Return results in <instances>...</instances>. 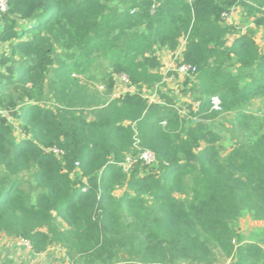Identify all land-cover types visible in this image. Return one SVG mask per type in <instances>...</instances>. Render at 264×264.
Masks as SVG:
<instances>
[{"label": "trees", "instance_id": "trees-1", "mask_svg": "<svg viewBox=\"0 0 264 264\" xmlns=\"http://www.w3.org/2000/svg\"><path fill=\"white\" fill-rule=\"evenodd\" d=\"M239 4V0H9L0 20V44L6 42L9 48L0 54V231L28 239L35 252L59 243L74 261H79L77 255H86V264H110L123 249L149 260L165 261L186 252L195 257L207 253L195 235L199 226L225 238L231 235L228 222L242 212L264 220V129L251 145L236 147L224 158L214 144L197 151L205 136L198 127L174 136L162 126L179 124L175 101L162 94V102H150L141 92L144 86L152 87V80L161 81L151 71L161 66L155 45L176 49L181 37L186 42L184 60L200 70L199 88L206 93L197 97L201 108L211 107V97L218 95L222 110H232L248 100V90L264 87V52L255 32L242 33L223 17ZM244 4L256 27H264L262 3ZM232 33L238 35L228 45ZM103 56L117 59L105 82L109 92L114 74H125L139 89L103 104L88 119L72 109L76 79L71 75L85 73ZM232 60L243 71L231 73L226 66ZM51 68L55 76L49 88L57 103L52 108L41 104ZM135 136L157 155V164L148 172L140 162L130 173L119 164L128 153L136 154ZM52 146L65 151L62 159L46 151ZM76 161L79 170L72 177ZM25 174L32 175L34 189L26 190ZM174 174H191L195 195L176 233L167 237L157 233L162 240L151 243L144 238L145 224H151L145 218L138 230L118 238L117 212L110 205L115 187L127 181L165 202L172 194L166 181ZM184 202L171 198L181 217ZM53 212L66 227L53 224ZM155 218L161 226V219ZM231 264H264V249L254 242L241 244Z\"/></svg>", "mask_w": 264, "mask_h": 264}, {"label": "rangeland", "instance_id": "rangeland-1", "mask_svg": "<svg viewBox=\"0 0 264 264\" xmlns=\"http://www.w3.org/2000/svg\"><path fill=\"white\" fill-rule=\"evenodd\" d=\"M239 1L242 4L236 6L232 15L224 20L228 24H233L242 33L254 31L255 40L259 44L261 51L264 52V27H256L253 15L250 14L244 4L247 3L258 7L262 3V8L264 9V0ZM237 35L236 33L229 34L227 36V44L231 45ZM182 42H184V37L180 38V44ZM165 50V47L155 45V54L159 56L161 66L151 71L161 77L160 82L162 83L160 85L161 88L158 90V95L169 96L175 101L180 114V122L178 125L173 124L172 126L175 125L173 128H169L166 122L162 126L166 127V129H171L170 131L174 136H185L188 130L198 127V131L205 133V136L200 141V148L197 151H200L209 143L214 144L219 150L221 158H224L229 151L236 147H248L251 145L264 129V120H262L264 118V87L258 90H248V100L232 110L223 109L215 112L211 107H200L198 110H193V101L198 99L197 97L206 94L199 88L201 83L199 78L200 70L193 79L180 77L174 71L163 72L162 64L166 63L164 58L166 55ZM3 51H9L8 43L6 42L0 44V54ZM59 51H61L60 48H58ZM63 58L65 62L69 63V59ZM96 60L95 64L85 73L80 74L74 71L71 75L76 79V84L73 88L74 94L70 96L72 109L77 114L82 113L88 119H92L95 111L103 104L112 101L119 92H124L128 89L134 90V87L121 84L120 90L113 87V91L109 92L105 82L108 80V75L113 73L114 63L117 59L111 60L103 56ZM228 65L226 67L231 73L236 74L243 71L235 60H232ZM247 72L248 74L250 73L249 70ZM54 76L55 72L51 68L47 76V94L41 102L45 107L52 108L57 104L52 99V90L49 88L50 80ZM170 76H173L171 81L167 79L162 81L164 77L169 78ZM250 80V78L246 79V81ZM156 82V80H152V83H150L152 86L150 87L151 90H154L153 86L160 83ZM244 82L242 80L241 83ZM14 124L18 126V122L15 121ZM15 133L17 136L22 135L18 129L15 130ZM24 181L26 190L34 189L35 182L32 175L25 174ZM166 187L172 191V194L166 197L165 202H160L158 197L136 188L127 181L115 187L113 190L115 199L110 205L117 212L116 228L118 230L116 235L118 238L128 235L135 229L138 230L141 225H144L145 218H150L151 224H145L147 230L144 233V238L151 243L162 240L160 236H157V233L161 237L176 233L178 226L184 223L189 206L195 198L192 175L183 174L179 177L174 174L166 181ZM127 197H131L133 200L130 202ZM172 197L185 201L183 206L185 215L183 217L180 216L181 212L178 208L174 212L171 206ZM53 215L54 225L59 226L60 229L67 226L66 222L56 212H53ZM156 216L161 219V226L156 222ZM178 216L181 218H178ZM227 229L231 231V235L220 238L209 234V232L199 226L195 231V235L200 241L205 243L207 253L201 252L195 257H191L186 252L178 257L170 256L165 261L149 260L134 254L131 249H123L110 264H129L130 262L139 264L149 261L158 264H231L234 252L241 244L254 242L264 249V220L256 219L250 212H242L236 218L230 220L227 224ZM152 232L153 234L147 238V234ZM26 240L28 241V239ZM26 240L1 230L0 251H2V254L0 253V264H86L88 261L86 255H82V258L77 255L76 259L79 261H74L67 253L66 248L59 243L50 244L45 251L35 252L31 244H28Z\"/></svg>", "mask_w": 264, "mask_h": 264}, {"label": "built area", "instance_id": "built-area-1", "mask_svg": "<svg viewBox=\"0 0 264 264\" xmlns=\"http://www.w3.org/2000/svg\"><path fill=\"white\" fill-rule=\"evenodd\" d=\"M9 9V0H0V20H1V14L8 11ZM235 11V7L230 9L229 12H225L223 14L224 19H227L232 15V13ZM166 50V55H165V60L166 63L162 64L163 66V72H168V71H174L177 73L180 77L184 78H195V75L198 73L197 66L192 65L184 60V52L186 48V42H182L179 44V46L176 49H170L165 47ZM159 58V56H158ZM160 59V58H159ZM173 76H170L169 78L164 77L162 81L167 79L168 81H171ZM114 80H115V85L114 88L117 90H120V85H126V86H131L134 87V90L128 89L125 90L124 92H119L117 97L122 96L123 94L127 92H137L138 87L134 84L131 83L129 78L125 74H115L114 75ZM162 82L159 84H156L154 87V90H151V88H148L146 86L142 87V95L146 98L149 99L150 102H162V99L160 98V95H158V90ZM141 91V92H142ZM149 92V93H148ZM211 109L215 111H221L222 110V100L218 95H214L211 97ZM202 101L201 99H196L193 101L192 108L193 110H198L201 107ZM176 107V105H175ZM177 108V107H176ZM179 111V110H178ZM134 149L136 151V154L133 153H128L125 160L121 163H119L122 167L123 170L127 173H130L131 169L133 168L135 163L140 162L142 166L147 167V172L151 169V167L155 166L157 164V155L154 150L150 148H146L140 144V139L135 136V142H134ZM46 151L49 153L54 154L57 158L62 159L65 151L57 146H52V147H47ZM79 161H76V170H74L71 173V176L74 177V173L79 170ZM83 181L86 182L87 179L84 177ZM86 188V187H84ZM26 240V239H25ZM29 241V240H28ZM26 242L28 244H31L30 241ZM235 241V240H233ZM140 264H157L155 262H143Z\"/></svg>", "mask_w": 264, "mask_h": 264}, {"label": "crops", "instance_id": "crops-1", "mask_svg": "<svg viewBox=\"0 0 264 264\" xmlns=\"http://www.w3.org/2000/svg\"><path fill=\"white\" fill-rule=\"evenodd\" d=\"M15 246V245H14ZM0 253L2 254V251H0Z\"/></svg>", "mask_w": 264, "mask_h": 264}]
</instances>
